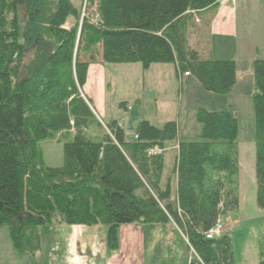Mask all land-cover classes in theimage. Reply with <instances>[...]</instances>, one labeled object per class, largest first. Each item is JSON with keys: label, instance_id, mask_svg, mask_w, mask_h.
I'll use <instances>...</instances> for the list:
<instances>
[{"label": "trees", "instance_id": "16d2710c", "mask_svg": "<svg viewBox=\"0 0 264 264\" xmlns=\"http://www.w3.org/2000/svg\"><path fill=\"white\" fill-rule=\"evenodd\" d=\"M86 1L94 25L80 22L69 0H0V226L15 250L35 253L39 229L54 224L103 225L114 251L120 226L173 223L196 257L188 264H232L229 238L205 234L238 204L234 115L199 109L196 141H184L174 121L138 122L127 139L117 121L104 131L81 94L95 63L176 64L203 91L231 92L235 63L201 59L187 44L188 27L219 0ZM69 16L76 24L66 29ZM252 71L256 203L264 208V62ZM68 134L62 166H43L38 144ZM170 143L177 149L168 175Z\"/></svg>", "mask_w": 264, "mask_h": 264}, {"label": "rangeland", "instance_id": "374dc122", "mask_svg": "<svg viewBox=\"0 0 264 264\" xmlns=\"http://www.w3.org/2000/svg\"><path fill=\"white\" fill-rule=\"evenodd\" d=\"M69 1L80 13V22L84 19L93 25L97 23L93 9H89L86 0ZM201 21L202 25L194 21L192 26L188 27V34L192 35L189 39L191 45L195 46L198 41L193 32H196L200 37L199 41L205 44L206 32L203 31V28L206 26V21ZM75 22V19L69 16L64 27L70 29L76 24ZM198 29L201 30L200 33ZM188 34L187 36H189ZM258 48L261 49L260 57L255 59L264 62L263 43ZM230 56H232L230 58H235L233 55ZM249 64V68L240 69L244 67L243 65L237 69L240 71L236 76V84L231 92L223 95L203 91L192 76L189 88L185 89L184 84L180 85L176 79V67L173 64H155L157 66H151L146 70L142 69L140 64H105L102 84H99L94 78L89 82L92 95H88V98L91 105L97 111L102 106L103 122L109 124L112 121H117L124 130L127 139L133 137L138 122L147 120L156 127L174 121L178 125L180 137L184 141H196L199 134L196 115L199 109L207 111L228 110L234 115L237 120L236 142L239 167L234 182L238 204L233 210L223 211L217 222L222 227L220 237L227 236L230 240L232 264H257L258 249L264 243V208H259L256 203L257 186L254 168L255 144L252 106L255 86L252 71L253 62H249ZM87 89L88 85L83 88V91L87 92ZM121 103H124L125 109L120 107ZM91 111L94 113L92 109ZM96 119L98 120L97 117ZM104 127L103 130L105 131ZM96 132L94 129L93 133ZM57 139L60 140V143L57 142ZM71 140L72 135L68 134L57 135L54 140L40 142L37 150L43 166L61 167L63 143ZM169 147L171 148L170 144L167 145V148ZM174 155L175 152L172 149H165L163 152L164 171L168 175L172 170ZM218 177L224 180L223 175ZM172 227H175L173 223ZM45 231L46 227L40 228V236H43ZM177 236L181 244L173 239L168 242L170 248L167 253L153 254L152 250L148 251L150 254H145L142 264H188L189 259L195 256L193 251L187 247L189 246L187 238L181 234H177ZM151 239L152 234L150 233L147 235V241L149 242ZM118 245V259L110 264H141L135 255L131 261L127 254L121 252L120 241ZM122 246L124 247V245ZM149 247L151 246L149 245ZM41 251L39 254L41 259L37 261L45 264V244H42ZM32 258L33 253L15 250L11 244L7 228L0 226V264H33Z\"/></svg>", "mask_w": 264, "mask_h": 264}, {"label": "crops", "instance_id": "0c3cea01", "mask_svg": "<svg viewBox=\"0 0 264 264\" xmlns=\"http://www.w3.org/2000/svg\"><path fill=\"white\" fill-rule=\"evenodd\" d=\"M201 20L207 22V27L203 28V31L206 32L205 44L199 41L200 37L196 32L192 31L198 39L195 46L190 44L189 39L192 35L188 34L189 36H187L189 49L197 52L201 59L233 61L237 76L240 69L249 68V62H254L255 58L260 57L261 49L258 47H261L262 43L264 45V0H219L214 11L197 17L200 25H202ZM198 31L201 32L200 29ZM230 55L235 58H230L232 57ZM237 63L238 65H236ZM173 65L176 67L177 81L180 85L184 84L185 89H188L191 84V76L183 77V73L178 71L177 65ZM243 65L244 67H242ZM239 67L242 68L237 71ZM104 70V65L100 63L88 66L81 94L89 102L88 95H92L89 82L94 78L99 84H102ZM87 85V92H84L83 88ZM90 107L94 111V116L96 115L95 117L104 126L106 123L102 118L104 116L103 107L101 106L99 111L95 110L91 103ZM170 145L171 148L167 149H177V144L170 143ZM174 228L171 223L120 226L117 232V242L120 241V249L122 253L124 252L123 254H127L131 261L135 255V258L142 264L145 254H150L148 251L152 250L153 254L167 253L170 248L168 242L173 239L181 244L180 239L177 238L178 230ZM105 232L106 228L103 225L54 224L47 226L45 234L40 236V238L43 237L40 240V249L33 253V264H41L37 260L41 259L39 254L42 252V244L46 245L45 264H110L118 259L119 245L116 250L108 251L105 247ZM150 233L152 239L148 242L147 235ZM158 242L160 244H157Z\"/></svg>", "mask_w": 264, "mask_h": 264}, {"label": "built area", "instance_id": "2783aa9c", "mask_svg": "<svg viewBox=\"0 0 264 264\" xmlns=\"http://www.w3.org/2000/svg\"><path fill=\"white\" fill-rule=\"evenodd\" d=\"M96 24V23H95ZM183 77H189L187 73H183L182 75ZM157 152V150H151L150 151V154H153ZM221 232H222V227L219 223H216L215 226L205 234V238L207 240H213V239H216V238H219L220 235H221Z\"/></svg>", "mask_w": 264, "mask_h": 264}]
</instances>
